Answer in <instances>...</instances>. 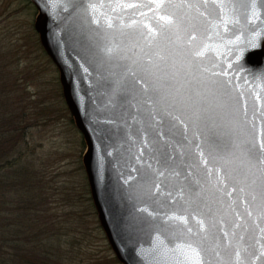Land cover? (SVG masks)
<instances>
[{
    "label": "water",
    "instance_id": "1",
    "mask_svg": "<svg viewBox=\"0 0 264 264\" xmlns=\"http://www.w3.org/2000/svg\"><path fill=\"white\" fill-rule=\"evenodd\" d=\"M118 264H264V0H26Z\"/></svg>",
    "mask_w": 264,
    "mask_h": 264
},
{
    "label": "trees",
    "instance_id": "2",
    "mask_svg": "<svg viewBox=\"0 0 264 264\" xmlns=\"http://www.w3.org/2000/svg\"><path fill=\"white\" fill-rule=\"evenodd\" d=\"M12 3V0H0V16ZM20 40L18 24L0 22V264L116 263L100 233L84 180L76 183L62 180L53 186L40 162L46 155L33 157L39 167L22 163L24 157L32 156L30 150L33 151V148L26 149L28 130L48 125L53 118L57 121L61 116L55 114L50 99L43 97L37 104H31L34 100L22 101L25 96L18 99L23 65L34 63L26 58ZM34 43L41 49L36 37ZM30 47L37 54L33 37ZM21 87L26 88L25 84ZM18 137L23 148L18 147ZM75 163L74 170L79 173L81 165L77 159ZM33 167L38 168L39 174ZM32 181L34 186H31ZM37 192L40 201L42 192L43 197H48V193L52 195L45 213L36 200ZM89 237L99 239V246L105 252L100 258L92 251Z\"/></svg>",
    "mask_w": 264,
    "mask_h": 264
},
{
    "label": "rangeland",
    "instance_id": "3",
    "mask_svg": "<svg viewBox=\"0 0 264 264\" xmlns=\"http://www.w3.org/2000/svg\"><path fill=\"white\" fill-rule=\"evenodd\" d=\"M12 1L13 3L9 6L10 8L6 9L5 12L0 16V22L4 21L5 23L11 21L15 24H18V37L21 36L22 40H20V42H24H22V44H24V51L27 53L26 58L29 60H33L34 62L33 64L28 66H26L25 64L23 65L24 70L20 73L22 79H20L21 82L18 86V99H22V97L25 96L26 98L22 101L34 100L31 101V104H37L43 97L50 99L51 102H53L51 106L54 109L55 114L61 116L57 121L53 118V120L50 121L48 125L46 124L37 128H30L28 130L25 137L26 149L33 148V151L30 150L29 154L32 156H27V158L24 157L22 163L27 167H29L30 164L34 167H39V162L36 159L38 157L46 155L43 158L45 162H40H42L41 165L45 168H43L42 170H45V172H47L46 178L51 180L53 186H57L62 180L66 183H76L75 181L84 180V182L86 183V178L82 166L79 169V173H76V171L74 170L76 159L81 165L80 157L84 149V144L79 132L74 127L72 119L63 102L56 68L40 46L37 34L33 29V21L36 15V10L30 3L28 4L23 0ZM33 32H35V37L42 50L35 47V37L33 36ZM32 37L37 54L33 52L32 48L30 47ZM23 84H25L26 86L25 89L21 87ZM22 146H24V144H22V141L18 137V147ZM33 157L36 159H34ZM34 167L33 170L37 172L38 168ZM41 172L42 171H40V173ZM37 173L39 174V172ZM33 175L37 176L36 173H34ZM34 179L38 180L37 177H35ZM33 183L34 181L31 182V186H34ZM32 191L33 195H35L36 191L34 189ZM38 195L39 193L37 192L36 200L41 206L40 209L45 210L42 212L45 213L46 209H48L49 202L53 199L51 197L52 195L51 193H48V197H46V195H44L43 197L42 192L41 201L39 200L40 195ZM100 233H102V231H100ZM89 241V243L91 244V249L92 251H94L96 257L100 258L101 255L105 254V252L101 249L102 247L99 246V239L95 238L94 240L89 237ZM110 253L112 254L111 250ZM110 264H118V262H112Z\"/></svg>",
    "mask_w": 264,
    "mask_h": 264
}]
</instances>
